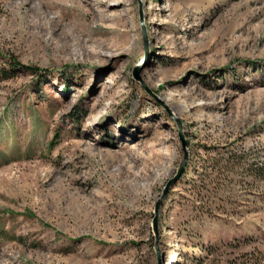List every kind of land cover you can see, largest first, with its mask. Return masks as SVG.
Wrapping results in <instances>:
<instances>
[{
    "label": "rangeland",
    "instance_id": "rangeland-1",
    "mask_svg": "<svg viewBox=\"0 0 264 264\" xmlns=\"http://www.w3.org/2000/svg\"><path fill=\"white\" fill-rule=\"evenodd\" d=\"M116 1L0 0V264H264V0Z\"/></svg>",
    "mask_w": 264,
    "mask_h": 264
},
{
    "label": "bare ground",
    "instance_id": "bare-ground-1",
    "mask_svg": "<svg viewBox=\"0 0 264 264\" xmlns=\"http://www.w3.org/2000/svg\"><path fill=\"white\" fill-rule=\"evenodd\" d=\"M73 1L76 3V5L82 7V9H83V7H87V10L89 9V12L86 10L87 14H88L87 15L88 17L86 18V20H84V21L79 20V21H77L79 23H76L74 25L80 26L81 28L88 27L89 25H91V22L94 19V18H92V21H91V17L92 16H90V13H91V9H93V5L91 3V0H73ZM102 2L106 6L109 5L108 4L109 0H102ZM122 5H124V1L122 2L121 0H117L113 4V6H117V7L118 6H122ZM74 11H75V9H74ZM141 24H142V20H141ZM121 31L122 32L120 34H117L116 36H110L111 34L108 35L106 32H104V34H105L104 36H101V35L99 36V34H98L97 35L98 37H92L91 34L89 33V31H84L85 33H83L84 34L83 38L77 36V38H78V40L80 42V44L78 46L79 50L81 51V53H83L85 55H88V56L122 54L127 49L128 46L126 45V42H127V37H126L127 34L126 33H127V31L124 30V29L123 30L121 29ZM74 33H76V32H74ZM61 36H62V34H61ZM72 36H75V35L72 34ZM72 39H73V37H72ZM88 43H94V45L93 46H88L87 45ZM71 51H73V50H71Z\"/></svg>",
    "mask_w": 264,
    "mask_h": 264
},
{
    "label": "water",
    "instance_id": "water-1",
    "mask_svg": "<svg viewBox=\"0 0 264 264\" xmlns=\"http://www.w3.org/2000/svg\"><path fill=\"white\" fill-rule=\"evenodd\" d=\"M139 16H140L139 18H140V22H141V20H142L141 13H140ZM142 35H143V37H144L143 29H142ZM134 76H135L136 78L139 79V75H138L137 72L134 73ZM177 127H178V136H179V139H180V141H181L182 147L185 148V140H184L183 135H182V133H181V123H180L179 120H177ZM186 157H187V153H186V151H185V154H184V156H183V160H182V162L180 163L177 172L175 173V175H173L172 178H170V179L167 181V183L165 184V186H164V188H163V190H162V193H161L160 197L157 199V201H156V203H155V205H154V216H153L152 224H153V229H154L155 234L157 233V231H156V221H157V219H156V215H157V211H158L159 205H160V203H161V200H162L163 196L165 195V193H166V191H167V187H168L171 183H173V182L178 178V176L180 175V173L182 172V169H183V167H184V162H185Z\"/></svg>",
    "mask_w": 264,
    "mask_h": 264
}]
</instances>
